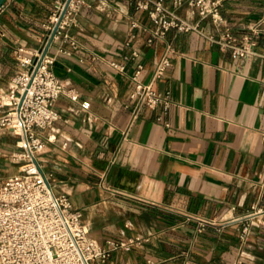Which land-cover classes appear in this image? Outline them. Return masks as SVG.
I'll use <instances>...</instances> for the list:
<instances>
[{"label":"crops","instance_id":"obj_1","mask_svg":"<svg viewBox=\"0 0 264 264\" xmlns=\"http://www.w3.org/2000/svg\"><path fill=\"white\" fill-rule=\"evenodd\" d=\"M52 1L5 0L0 7V93L18 70L16 49L39 47ZM135 1L87 0L72 28L78 47L56 55L53 71L77 98L61 94L60 117L38 129L53 137L39 157L54 192L68 195L101 244L147 238L112 251L103 264H264V38L256 37V53L244 56L194 30L173 28L148 41L154 23ZM172 2L165 0L181 18L218 34L209 18ZM220 12L241 34L262 16L264 0H222ZM168 47L171 64L154 77ZM91 52L102 58L90 62ZM107 60L123 62L124 71ZM139 64V81L170 92L167 110L136 111L129 94ZM17 139L0 128V180L19 170L11 159ZM253 208L262 222L249 225L242 241L240 228ZM204 219L213 222L198 230Z\"/></svg>","mask_w":264,"mask_h":264},{"label":"built area","instance_id":"obj_2","mask_svg":"<svg viewBox=\"0 0 264 264\" xmlns=\"http://www.w3.org/2000/svg\"><path fill=\"white\" fill-rule=\"evenodd\" d=\"M173 6L186 4L199 20L209 18L218 34H204L198 22L181 18L165 0H136V7L148 13L154 23L149 30L148 41L161 39L170 29L180 32L194 30L203 34L211 45L230 49L235 55L255 54L256 37L264 38V13L253 22L249 31L235 34L220 12L222 0H173ZM87 5V0H53L44 23L45 35L35 50L16 49L18 70L11 76L9 87L0 93V128L18 136L17 149L11 153L18 163V172L0 180V264H103L117 249L130 250L146 240L140 235L108 238L99 243L82 221V213L72 207L66 193L54 192L55 183L50 172L44 170L40 153L46 140L38 129L50 127L60 114L55 102L61 94L72 100L77 92L65 86L53 71L56 55L67 56L76 49L78 42L72 28L77 25V15ZM57 44L52 53L51 44ZM168 47L154 69V77L160 76L171 64ZM135 55V52L132 53ZM101 56L91 52L90 62ZM78 61L87 66L83 58ZM115 72H123L125 64L107 60ZM141 64L132 75L133 89L129 97L140 106L167 110L171 104L170 92L156 91L150 83L138 80ZM264 197V178L259 183ZM264 208V204H263ZM260 208H253L250 222L240 228L239 237L246 239L249 225L261 223L257 218ZM202 225L213 220H200ZM184 264H189L185 262Z\"/></svg>","mask_w":264,"mask_h":264},{"label":"water","instance_id":"obj_3","mask_svg":"<svg viewBox=\"0 0 264 264\" xmlns=\"http://www.w3.org/2000/svg\"><path fill=\"white\" fill-rule=\"evenodd\" d=\"M4 2L5 0H0V7L3 5Z\"/></svg>","mask_w":264,"mask_h":264}]
</instances>
